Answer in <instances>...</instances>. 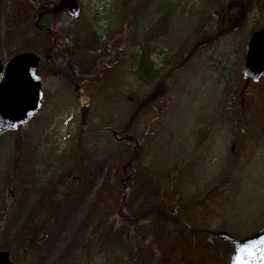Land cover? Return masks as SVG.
<instances>
[{
  "label": "rangeland",
  "instance_id": "1",
  "mask_svg": "<svg viewBox=\"0 0 264 264\" xmlns=\"http://www.w3.org/2000/svg\"><path fill=\"white\" fill-rule=\"evenodd\" d=\"M46 1L51 9L58 0ZM78 1L76 20L91 28L84 46L99 55L86 63L97 73L71 83L49 65L66 60L67 12L51 33L29 14L38 15L40 0H0V58L47 55L43 107L18 131L0 135V247L28 264H106L89 231L77 252L87 226L103 207L136 216L159 193L154 203L175 212L179 204L187 226L168 225L152 239L143 222L139 264H230L229 242L200 231L241 237L264 223V76L249 85L242 78L264 0H132L124 22L114 0ZM143 64L149 71L140 73ZM125 134L161 174L128 164L131 151L123 155L127 142L119 141ZM48 197L52 214L40 218L38 246L22 248ZM113 218L115 235L102 249L121 244L120 264H134L122 252L120 217Z\"/></svg>",
  "mask_w": 264,
  "mask_h": 264
},
{
  "label": "trees",
  "instance_id": "2",
  "mask_svg": "<svg viewBox=\"0 0 264 264\" xmlns=\"http://www.w3.org/2000/svg\"><path fill=\"white\" fill-rule=\"evenodd\" d=\"M131 1L132 0H114L113 1V7L116 11V14L118 15L121 11H123V17H122V22L126 21L129 17H130V13H131ZM39 7V6H37ZM54 7V6H53ZM35 8V7H34ZM40 9V10H39ZM35 10H38L39 13L37 16H35V13L30 12V16L33 14L34 18H36L37 22L45 27V29L51 33H53L54 31L52 30L53 25L56 24L57 22L61 21V15L62 13H59L58 11H56L55 9L51 8L49 4L47 3V1L45 0H40V8H36ZM73 24L72 26L69 28L68 31H65L66 34L65 36H69L71 38V40L68 42V44H64L65 48V54H66V60L63 63V66L57 65L53 59L50 60V67L52 68L51 70H53V72L55 74L60 75L63 79H65L68 82H74L75 80H78L79 76H92L95 75L97 73L96 70L94 71H90L87 68V61L93 59L95 56L97 57V55H99V51H95L93 49H88V47H85L84 45L86 43L89 44V40H90V32H91V28L90 26L86 23H81L78 20H76L75 18H71L69 17ZM53 22V24H52ZM260 27V26H259ZM258 26L254 28L253 31H255L256 29L259 28ZM79 37L82 38V41L79 40ZM101 35L98 36L97 38L100 40L101 39ZM84 42V43H83ZM84 47L85 49H81V47ZM102 46V45H100ZM202 46L201 44L198 45L197 47ZM80 48V49H79ZM47 59V55L45 56V58H43L42 60V64L40 65L39 68V73H41L42 71H45V66L47 61L45 60ZM44 63V64H43ZM143 66V69H142ZM141 66V71L140 73H145L149 71V68H144V64ZM153 72V71H152ZM154 77V75H152ZM242 78L244 79V83H246L247 85L252 84L251 81H249L248 79H245L243 76ZM152 79V78H151ZM150 79V80H151ZM150 83V81H149ZM156 92V91H155ZM155 94V93H154ZM154 94H149L147 96H145L144 102L145 103H149L150 100L153 98L152 96ZM160 94V93H158ZM137 107H135V111L133 112L132 116L135 117V114L138 112ZM240 126V125H239ZM113 134L115 135V137H119V135L121 133H119L117 130H115L113 132ZM238 137H241L242 134L240 133V135H237ZM119 141H126L127 143V147L125 150L122 151V154L124 155V153L126 152H130L131 151V155L129 156V161L128 164L134 168L137 169H141L142 171H147V169H149V166L146 165V163H144L142 160H140V157L142 155V148L141 145L139 143H137L135 141V139L132 136L126 135L123 136L121 139L119 138ZM122 150V149H121ZM120 150V152H121ZM80 155V153H79ZM150 170V175H157V174H161V172H157L156 169H149ZM166 176H169L168 174H166ZM178 174H174V177L172 179V181L174 183H176L178 181ZM154 183V182H153ZM154 184H159V189L163 188L164 185H161L159 183V181H155ZM121 185V184H120ZM169 186V181L166 182L165 187ZM123 191V187L120 186V192ZM160 192V191H159ZM159 193L155 194L153 196V201L151 202L152 205L149 206L147 209H145L142 213L136 215V216H129L124 209L122 208H116L114 209L113 213H109L107 212V210H105V207H103L104 210L100 211L99 215L94 218L90 225L87 226L86 230H85V234L82 237V239L80 240V246L78 247V251H81L85 245V241L84 238L85 236H87V232L89 231L91 233V235L93 237H95L96 243H98L97 247H101L100 248V252L101 253H106L107 254V264H111L113 261H118V257L117 255L120 252L121 249V244H117L115 245L114 249L112 251H107L106 249H102V246L104 244L108 245L109 243V238H111L113 235H115L111 229V225L113 222H115L117 219L113 218V215H117L118 217H120V232L123 233V237L125 238L123 241V249L122 252L123 254H127L126 256H128V261L130 263H135V264H139V256L141 254V249L142 246L144 245V239L145 236L142 234H138V232H140V228L142 227V225L144 224L143 222H146V228H147V232L148 234L152 237V239H155V237H157L159 234V232L161 230H166V226L168 225H174L176 227L179 228H185L187 226L186 221L183 220V218H181L180 214H178L177 212L180 210V208H178L179 204L176 205L177 209L175 212V209L173 210H168L164 204H162L161 202H155L154 203V199L159 197L158 196ZM161 195V194H160ZM50 196V195H49ZM48 200L49 197L46 199L45 201V205L42 207L41 212H40V217L36 218L35 220H33L29 225H28V233L26 235L25 240L23 241V245L22 248L25 249H32L38 246L40 238H41V233H42V229L40 227V224L42 223L43 219L40 218H46V215L52 214V210L48 211L45 209L47 208L48 205ZM62 205V204H61ZM58 206V207H61ZM121 205V204H120ZM56 210V209H55ZM102 210V208H101ZM45 211V212H44ZM49 223V222H48ZM39 225V226H38ZM200 232H206V233H210L211 231L209 229H204L201 230ZM161 233V232H160ZM197 234V233H196ZM117 236V235H116ZM196 241V238H194L193 245L192 248L194 250H198L197 246L194 245V242ZM122 256V255H121ZM12 257L13 259L16 261V256L13 255L12 253ZM16 262L19 263V261L17 260ZM157 261L155 260V263Z\"/></svg>",
  "mask_w": 264,
  "mask_h": 264
},
{
  "label": "water",
  "instance_id": "3",
  "mask_svg": "<svg viewBox=\"0 0 264 264\" xmlns=\"http://www.w3.org/2000/svg\"><path fill=\"white\" fill-rule=\"evenodd\" d=\"M56 9L67 11L74 18L81 13L78 0H59ZM39 63V55L31 51L17 53L7 62L0 58V135L8 129L18 130L41 109L44 88L37 71ZM243 75L255 83L260 82L264 75V25L249 39ZM214 236L233 245L230 264H236L237 250L244 246H251L247 256L251 264H261L260 248L264 246L259 242L264 240V226L242 238L234 237L225 230L215 231ZM0 264H16L9 250L0 249Z\"/></svg>",
  "mask_w": 264,
  "mask_h": 264
},
{
  "label": "snow or ice",
  "instance_id": "4",
  "mask_svg": "<svg viewBox=\"0 0 264 264\" xmlns=\"http://www.w3.org/2000/svg\"><path fill=\"white\" fill-rule=\"evenodd\" d=\"M259 243L261 246H264V240H261ZM250 247L251 246H244L237 250L238 255L236 257V264H251V261L247 259V256L250 254ZM260 252L262 253L260 257V262L261 264H264V247L260 248Z\"/></svg>",
  "mask_w": 264,
  "mask_h": 264
}]
</instances>
